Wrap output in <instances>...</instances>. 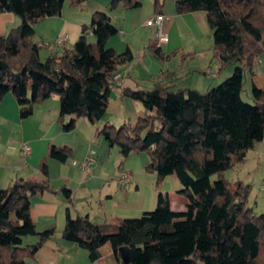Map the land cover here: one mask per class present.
I'll use <instances>...</instances> for the list:
<instances>
[{"label": "trees", "instance_id": "16d2710c", "mask_svg": "<svg viewBox=\"0 0 264 264\" xmlns=\"http://www.w3.org/2000/svg\"><path fill=\"white\" fill-rule=\"evenodd\" d=\"M67 1L77 8L89 0H0V13L11 12L21 19L18 27L0 37V103L11 92L20 117L27 119L36 105L58 96V121L71 131L80 119L101 121L119 86L115 74L135 58L130 47L117 52L107 45L119 34L111 12L120 4L133 9L142 2L110 0L109 11H96L82 26L72 49L42 60L35 26L45 17L60 16ZM155 3L161 14L162 3ZM175 4L179 14L206 13L219 73L235 64L232 75L206 91L163 80L150 88L126 86L123 95L140 102L145 116L136 124L107 123L98 134L119 148L120 166L131 154L146 153L150 159L146 170L156 174L158 186L176 176L187 208L173 210L169 197L159 193L155 209L118 223L100 224L68 212L62 237L87 250L91 261L100 257L98 246L110 237L118 264H125L122 247L128 249L129 264H264V213L258 215L249 206L250 185L224 176L264 140V90L253 103L242 95L247 70L254 91L258 90L255 67L264 52V0H176ZM147 51L162 62L186 56L180 49L165 52L157 40ZM71 155L69 147L51 144L40 164L42 177H18L0 189V264H27L55 235L54 227L38 230L33 223L31 198L56 192L48 159L65 162ZM12 214L18 222H13ZM28 237L35 241L25 243Z\"/></svg>", "mask_w": 264, "mask_h": 264}, {"label": "crops", "instance_id": "0c3cea01", "mask_svg": "<svg viewBox=\"0 0 264 264\" xmlns=\"http://www.w3.org/2000/svg\"><path fill=\"white\" fill-rule=\"evenodd\" d=\"M140 1L142 5L139 8L125 9L120 4L111 14L119 34L112 37L107 45L117 52L130 47L135 58L118 70L121 85L113 90L101 121L92 123L83 118L73 130L65 131L58 121V96L36 105L33 114L27 119L20 117L19 104L11 92L0 103V189L18 177H42L40 164L47 157L51 144L67 146L72 151L71 157L65 162L48 159L49 178L56 192L36 193L31 198L30 214L37 229L54 227L56 233L37 251L34 258L27 259V264H118L110 237H105L99 244L100 257L95 261H91L87 250L62 237L68 212L72 217L88 216L100 224L118 223L122 219L138 217L155 209L159 193L169 197L173 210L183 211L187 208L188 199L179 193L181 185L176 176L167 177L158 186L156 174L146 170L150 161L146 153H133L120 166L122 157L119 148L112 147L98 134L107 123L117 127L125 121L136 124L140 117L145 116L140 102L123 95L126 86L150 88L163 80L175 87L203 90L205 87L202 86L205 85L196 74L202 72L210 77L206 89L210 88L213 79L222 74L219 73L220 61L214 57L213 30L205 12L179 14L176 0H158L162 3L163 31L168 37V41L160 42V46L167 53L180 49L186 55L184 59L180 54L170 61L162 62L147 51V46L157 40V28L147 25V21L159 14V7L156 6V0ZM109 3L110 0H89L75 8L67 1L60 16L40 20L35 26V40L45 51V56L61 55L65 49H72L82 26L91 21L96 11H109ZM20 24L21 19L14 13H0V37ZM59 39L62 42L57 44ZM90 40L95 42L96 39L91 36ZM53 44L56 47L51 49L50 45ZM260 61L259 58L256 74ZM263 143L264 140L257 143L254 149ZM24 145L31 147L28 154L23 152ZM90 154L96 162L88 171L74 164L84 161ZM122 171H127L131 177L127 187L119 184ZM11 218L13 222H18L14 214ZM34 241L35 237L25 239L27 244Z\"/></svg>", "mask_w": 264, "mask_h": 264}, {"label": "rangeland", "instance_id": "374dc122", "mask_svg": "<svg viewBox=\"0 0 264 264\" xmlns=\"http://www.w3.org/2000/svg\"><path fill=\"white\" fill-rule=\"evenodd\" d=\"M46 58L47 56H45V51L41 49V59L45 60ZM259 58L261 60L260 68L257 70V80L255 79L259 90L254 91L253 89L251 71L247 70L245 73V85L242 95L244 100L249 103H253L254 97L259 92L264 90V52L259 55ZM234 67L235 65L231 64L225 71L222 72V74H220V77L213 79V83L211 84L210 88L216 87L224 80L229 78L234 71ZM196 77L200 78V80L204 83L203 85H205L202 86L205 88H203L201 91H206V85H208V83L211 81L210 77H206V75L202 72L196 74ZM224 176L230 181L240 180L246 185H250L251 190L248 199L249 206L252 207L254 212L258 215L264 213V143L262 146L256 147V149H251L248 152L245 162L237 164L232 169L226 171ZM212 179L214 181L216 176H214Z\"/></svg>", "mask_w": 264, "mask_h": 264}, {"label": "built area", "instance_id": "2783aa9c", "mask_svg": "<svg viewBox=\"0 0 264 264\" xmlns=\"http://www.w3.org/2000/svg\"><path fill=\"white\" fill-rule=\"evenodd\" d=\"M163 22H164V16L161 14H157L153 18L149 19L147 21V25L149 26H155L157 28V41L165 42L168 41V37L163 31ZM62 42V39H59L57 44H60ZM56 47V44L50 45L51 49H54ZM115 80L118 85H121L120 82V75L118 73L115 74ZM31 151V147L29 145L23 146V152L28 154ZM96 162L95 157L90 154L84 161L82 162H74L75 165H77L79 168H81L83 171H88L90 167ZM131 181V177L127 171H122L119 178V184L123 187H127L128 184Z\"/></svg>", "mask_w": 264, "mask_h": 264}, {"label": "water", "instance_id": "95a60500", "mask_svg": "<svg viewBox=\"0 0 264 264\" xmlns=\"http://www.w3.org/2000/svg\"><path fill=\"white\" fill-rule=\"evenodd\" d=\"M121 254H122V260L125 264H129V256H128V249L127 247H122L120 249Z\"/></svg>", "mask_w": 264, "mask_h": 264}]
</instances>
